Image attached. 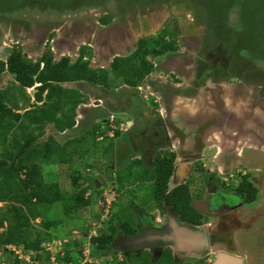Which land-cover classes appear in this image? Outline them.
I'll return each instance as SVG.
<instances>
[{
    "label": "rangeland",
    "instance_id": "rangeland-1",
    "mask_svg": "<svg viewBox=\"0 0 264 264\" xmlns=\"http://www.w3.org/2000/svg\"><path fill=\"white\" fill-rule=\"evenodd\" d=\"M10 1L11 0H0V7L6 6ZM18 1H20L17 3L18 6L15 5L12 12L9 9L6 10L7 13L5 10H0V16L2 17L5 16V13L9 17H17L12 18L11 22L19 26V31H14L12 35L14 37L11 36L14 41L7 45L8 51L0 57V60L3 61L7 60L8 56L13 51L18 50L28 61H32L34 63L42 60L44 55H48L47 57L50 56L55 63L60 62L65 57L69 59V63H72V61L74 63L75 61H78L81 56V61H87L89 65L91 64L93 67H96L95 65L99 62L96 61V56L98 55V58L103 57L104 59V56L107 53L108 55L121 54L117 57H122V59L129 58L127 61L122 60L119 63L121 68H124L128 65L132 66L135 62H141L140 57H134L136 51L141 50L143 47L139 42L141 39H144L145 42L148 43L147 47H151L152 49L153 47L159 49L163 46L164 40L162 41L161 38L170 42L168 43L164 41L165 43L170 44V48L176 46L175 48L170 49V51L161 53L163 56L165 55V59L169 58V62H166L164 59L162 61L163 63L154 65L153 57L155 54L151 51L146 55V61L149 63L151 62L154 69L144 76V78L138 82V85L135 86L136 88H134L136 89L134 96H137L140 104L144 106L143 113H145L146 110L153 111V107L158 109L164 108L165 104L162 99L163 97H166V93L164 92L163 87H170L171 83L175 82L176 79L182 78L181 76H183V78H188V75L192 77V74L195 73L197 60L195 56L199 53V45L203 44L204 47L207 46V48L211 49V40L214 38L217 39L218 36V38L223 37L224 39L229 37L227 41L228 43H231L232 46L239 43V41L240 44L243 42L240 48H237L234 51L237 63H239L240 67L249 68L246 72V76H248L249 79H258L259 74L261 75V78L264 79V72L257 68V66L264 67V0H102V9L101 5L95 4L96 0H82V2L80 0ZM103 10H105L104 14L102 12ZM102 17H104V19H102ZM174 18L176 21L175 23H172L171 19ZM13 24L11 28L14 27ZM132 24V28L135 31H143L140 27L144 26V31L146 32L145 34L150 33V35L139 36V33H136L132 38H130L129 35L128 40H121V36H123V32L121 31H129L128 28L129 26L131 27ZM2 27L4 26L1 25L0 29ZM55 27L57 29L52 31V28ZM21 31H26V36H20ZM97 31H120V34L115 32L120 36H113L111 39L113 44L112 48L107 45L108 42H102L103 40H106L105 38L102 41L95 38V33H97ZM165 31L168 32L165 33ZM175 31L177 32L174 33ZM224 31L237 33L226 34ZM240 32L243 34V37L239 34ZM254 32L261 33V35H257L259 38H256L257 36L251 37ZM165 34L168 35L165 36ZM207 35L209 39L206 37ZM0 36L2 35L0 34ZM7 38L9 37L3 36L1 39L5 41ZM247 38H249L248 41ZM256 39L258 40L257 44ZM158 41H162V43H157ZM171 42L175 43L172 44ZM101 44H104L105 47ZM98 46L101 51L103 50L102 54L97 53L96 48ZM123 48L127 49L123 50ZM119 51H121L120 54H118ZM174 57H176L175 60ZM162 58L163 57H161V59ZM167 63H173L171 65L172 68L169 69V66H166ZM165 68L167 70H172L170 72H174V74H171L169 71L165 70ZM241 71L243 72V70ZM108 72L109 76L107 75V81L105 82H110L109 85L113 87L116 86V88L122 85L121 82L125 78L124 75L120 74V72L112 70L111 68ZM1 73L0 97L3 98L7 106L14 109L17 104L20 106L28 105L30 97L27 94L25 87L14 82L12 72L4 70ZM233 73L236 74L235 72ZM241 76H243L242 73ZM127 77L129 78L128 74ZM160 80L163 82L160 83ZM99 81L104 82V76L101 79L99 78ZM263 85L260 86L262 91L258 87L251 89L253 98H256L258 101H260V98L263 99L262 106H264ZM86 88V95L85 97L83 96L82 102L86 106L93 107L99 103V100L95 98V92L92 88H89L88 86ZM118 91L119 92L115 91L105 95L106 100L103 99V103L106 110H95V108H92L94 110H91L82 108L80 116L78 113L75 115V118L78 115V119L76 118L78 126L68 128L65 130L66 132L62 133L56 131L53 121L48 123L46 122L43 127V135L39 139L34 140L32 143V147L42 149L46 143H54L55 145L59 143V145H63L67 141H71L73 138L83 139V141L73 139L74 144L77 143L79 150L74 153L75 155L70 164H58L54 163L55 161L49 163L44 162L47 159L45 155H42L43 153L39 152V150L36 151L39 153L38 156L35 153L31 156L33 160H40L39 162H41L40 165L42 167L41 173L45 180H56V177L58 178L62 185V189L65 191V195H69L76 190V188L72 185V175L76 174V170L82 172L85 177L90 176V180H88V183L85 185L88 189L85 194L86 197L90 196V194L98 192V189L102 185L101 182H103V178L101 177H106V181H104L106 185L102 188L101 195L97 196L98 199L93 197L88 206L75 209L72 212L75 216L69 217L67 215L66 217V202L64 200H58L48 206V208H50L47 215L49 218H63L64 220L60 228L56 232H52V236H57L62 242L65 238L64 234H66L68 243L73 240H82L83 244L81 247L84 250L89 248V255L93 245L89 240L92 239L91 237L99 235L101 231V220L99 218L97 208H99L102 197L107 199L108 202L113 201L116 190L112 187L117 185V180L119 187L121 185L126 188V192L122 195V203L119 204L121 207L120 217H118L119 221H124L125 219L132 217L131 208L128 206L130 203H136L137 205L150 204L151 208L153 207L155 201V191L152 183L138 184L134 188L127 190V185L128 187L135 185V183L130 185L131 182L129 180L139 177L142 174V168L134 167L133 171L128 166L130 163L126 166H117L116 162L110 163L108 161V155H110L112 150L114 153L119 150L122 145L127 144L124 140L129 137V132L126 133V131H130L131 129L130 124H125V122L122 121V119L120 120V117L118 118L117 115V118L113 117L115 114L110 116L103 115L105 111L108 112L107 114L111 113L113 111L111 107H115L116 104L121 102L122 99L117 98L121 96L123 97L124 95L121 94L120 89ZM235 92L236 90L234 89L229 90L230 95H234ZM259 92H261L262 96L259 95ZM32 93H34V91H32ZM66 95V93L59 92L57 96L60 99L63 97V100H65ZM111 97L116 98V100H111ZM239 98L241 99L240 96ZM124 99H126V97H124ZM154 99H158L161 103L155 102ZM183 101L188 106L189 101L184 99ZM244 102L251 107L255 105L253 99H244ZM100 103L102 102L100 101ZM157 103L161 105H158ZM165 107H168V105H165ZM171 107L174 108L176 105H171ZM189 108L191 109L193 106H189ZM38 114H40V110L36 107L31 109V112H29L28 115L31 116ZM100 115H103L106 119L108 118L107 122L104 121V117H101ZM158 115L159 114L157 113V116ZM140 117L146 118L143 115ZM176 118L177 117H175V119ZM78 121H81V123H78ZM129 121L131 122L132 118ZM107 123H109L108 127L111 128L108 131L107 128L106 134L104 136H100L98 141L97 137H94V131L92 128L95 127L94 125L100 124V126L96 128L99 129L96 133H99L105 128V126L107 127ZM30 124V130L37 133L39 131L37 125H34L33 123ZM14 129L16 130L15 127ZM116 129H118L121 133H125L122 138L117 140L106 138L107 136L109 137V134L114 135V131ZM13 133L14 131H11L9 134L10 141ZM177 141L174 142V144H176ZM113 144L114 147H111ZM7 147H9L8 143L0 145V153L5 151V148ZM211 148L213 150V155L217 151L216 145H212ZM132 154L125 152L121 156V159L126 161ZM133 156L137 157L136 154ZM51 157L50 160L55 159L53 154ZM125 161L119 162L124 164ZM97 162L98 164H96ZM205 162L208 166L216 165L208 161ZM105 165L108 167L107 170H105ZM237 165L238 164H236V166ZM242 168L243 170L244 168L247 169V166H242ZM227 169H229V164L227 165ZM247 173L245 172L244 174ZM249 174L250 176L254 175L253 171H249ZM121 178L122 180L120 181ZM249 180L250 178L248 181ZM80 182L83 183L84 178L80 180ZM243 184L246 186L248 183L245 182ZM141 193L144 195L143 199V195L138 196V194ZM130 195H133L131 197L134 199L133 202L130 200ZM125 199H127V201L123 202ZM144 201H147V203H144ZM253 201L254 202L251 204L253 207L252 212L249 211L250 213H248V210H244L247 211L248 215H251V213L254 215V213L258 214L262 212L261 217L263 219L261 225H263V230H256L255 228L248 230L247 234H245L246 245L242 248L241 252L243 256H245L246 253L247 258L244 257L245 264H264V188L262 186L258 187V191ZM6 204L7 203H0V207L4 209ZM106 207L107 206H103V208ZM244 210L243 214L246 213ZM40 221L41 219L38 218L33 222V224L36 225V227H41L39 224ZM257 224L259 227L260 224ZM255 226L256 223L253 227ZM61 227L65 230L61 229ZM83 227H87V230H83ZM62 246L65 249L66 244H60L59 242L53 244L51 241H45L44 253L42 252V254L37 256L35 260L38 262L41 261V263L39 262L40 264H44L43 261L45 260L46 252L51 253L53 260H55L54 257L57 259V255H55L54 252H56L57 249H62ZM79 247L74 245L69 246V249H74V253H72L74 260L77 258L76 251H78ZM75 248H77V250H75ZM14 249L24 256L23 259H19L18 256L11 254L12 252L4 254L0 252V264H15L14 261L16 259H18L21 264H36L33 262L35 253L26 251L23 246L14 247ZM112 255L116 256V253H113ZM97 257L99 258L102 256L97 254ZM8 258L10 259L8 260ZM89 259L91 261L90 257ZM131 261L132 262L130 264H152L149 256H143L139 259L134 256ZM201 261L202 260L188 258L185 262H183V264H202L200 263ZM104 262L103 258V263ZM77 263L78 259L74 264ZM163 263L172 264V262L168 259H166ZM51 264H57V260L51 262ZM114 264H120L118 259H116Z\"/></svg>",
    "mask_w": 264,
    "mask_h": 264
},
{
    "label": "flooded vegetation",
    "instance_id": "flooded-vegetation-1",
    "mask_svg": "<svg viewBox=\"0 0 264 264\" xmlns=\"http://www.w3.org/2000/svg\"><path fill=\"white\" fill-rule=\"evenodd\" d=\"M5 19L4 21L0 19V26H4L0 29L2 36L3 31H9L13 24L12 19ZM175 21V18L171 19L172 23ZM11 31L15 30L12 28ZM2 36L0 45L4 43ZM206 37L209 39L208 35ZM198 52L196 56L194 54L197 60L192 77L181 76L182 78L176 79L167 89L163 87L166 97H163L162 101L168 105V107L164 105L166 115L161 116V109L153 107V115L156 114V117L152 123H144L143 118L140 119L139 116L132 119L127 137L130 145L127 150L137 155L134 165L135 168H142V176L130 179L129 181L135 185L129 187L127 185V190L138 184L155 182L159 190L163 189L164 197L160 200L154 198L151 208L150 204L130 203L128 206L131 208L132 217L119 221L121 208L119 204L122 203V195L126 188L119 187L117 180L113 201L106 205L104 202L107 199L102 197L99 204L100 234L107 232L109 228L115 226L117 228L111 245L106 250L98 252L102 256L99 257L101 264L107 255L111 256L114 263L118 259L120 264H130L134 256L138 259L149 256L152 264H164L166 259H170L172 264H183L188 258L202 260L200 262L202 264H212L221 252H233L244 261L240 245L245 244V234L255 228L253 227L255 222L262 217L257 213L248 215L249 211L253 210L251 204L254 201L249 200V194L245 189L247 187L243 183L250 182L258 190V187L264 184V177L250 176L249 173L236 172L233 175L228 173V164L223 163V156L212 155L213 152L209 149L212 145H219L220 148L230 146L231 140L235 143V151L238 148L253 146L255 143L264 145V114L262 121H257L260 130L252 129L248 134L244 129L245 124L248 125L245 114L250 111L241 107L242 111L239 109L237 115L236 110H230V106L235 108L237 104L233 102L229 106L224 102V90L221 87L217 93L213 91L212 94H208V91L213 89L208 80L221 81L219 77L225 73L233 80H245L249 68L240 67L236 62L232 70L237 77L232 76L231 68L225 69L221 66L222 63H226L223 55L227 53L222 50L211 51L203 44L199 45ZM183 99L189 101L188 106ZM154 101L160 102L158 99ZM171 105L176 107L172 108ZM210 105L213 107L209 108ZM189 106L193 108L190 109ZM262 107L264 112V106ZM172 112L178 116L177 120L172 118ZM229 124L232 129L237 130L230 131ZM171 157L174 168L169 177L166 173L152 171L157 158L163 160ZM204 160L216 165L208 166ZM107 169L105 165V170ZM152 174L155 177H152ZM141 195L143 194H138ZM175 195L178 197L174 200ZM132 196L130 195L131 202L134 201ZM182 199L188 200V205H183ZM126 201L127 199L123 202ZM105 205L107 208L104 209ZM244 209L248 210V213ZM243 210L246 211L245 214ZM185 228L195 230L199 235V241L196 242L197 251L176 249L174 241L168 238L169 236L177 238V232ZM113 253H116V256L112 255Z\"/></svg>",
    "mask_w": 264,
    "mask_h": 264
},
{
    "label": "trees",
    "instance_id": "trees-1",
    "mask_svg": "<svg viewBox=\"0 0 264 264\" xmlns=\"http://www.w3.org/2000/svg\"><path fill=\"white\" fill-rule=\"evenodd\" d=\"M161 40L166 41L163 38H161ZM162 41H158L157 43H162ZM164 41L161 48L157 49L153 47L152 49L151 47H147L148 43H146L144 39H141L139 42L143 47L141 50L136 51L134 57H140L141 62H143H135L132 66L128 65L121 68L119 65L121 60L119 61V59H116L112 69L124 75L125 78H123L126 82L138 84L144 76L154 69L152 63H149L146 61L147 59H145L148 52L152 51L154 54H161L176 47L170 48V44H168L170 42L166 41L168 43H165ZM171 43L174 44L175 42ZM47 56L48 55H44L42 60L34 63L28 61L20 51L15 50L8 56L6 61L0 60V73L4 70L12 72L15 74L19 84L23 87H30L36 82H39V93L36 96L38 100H40L41 94L50 86L53 88H51L48 96L58 95L60 90L52 84L53 82L73 81L82 78H88L99 82V78L101 79L103 76L105 82L108 75L106 73L107 71L104 69L95 71L89 68L87 61L68 64L69 59L64 58L60 62L55 63L50 56ZM128 59L123 60L127 61ZM79 60H82L81 56L78 61ZM73 102L74 104L76 103L75 100H73ZM55 107L56 104L49 106L47 109L43 107L39 108L40 114L38 115L29 116L28 114L31 110H27L21 115L7 106L3 98L0 97V143L3 145L8 143L9 145V147L5 148V151L0 153V203H7L4 209L0 207V251L7 253L8 245L23 246L26 251L35 253L33 262L36 264L41 263V261H39V263L35 261V259L37 256L41 255L42 252L44 253V242H50L53 238L52 232H56L64 222L63 218H49L47 216L50 210L48 206L58 200H64L66 202L65 215L66 217L67 215L71 217L75 216V214L72 213L75 209L88 206L92 200V196H85L88 190L85 185L88 183V180H90V176L85 177L82 172L75 169L76 174L72 175V185L76 190L70 195H65L61 192L60 184L55 179L45 180L43 178L40 160H33L31 158L33 153L38 156L39 153L36 151L39 150L48 160L44 162L49 163L55 161V163L70 164L75 155L74 153L79 150L77 143L74 144L73 139L83 141L81 138H73L63 145H59V143H57V145L54 143H46L42 149L32 147V143L34 140L39 139L38 137L42 132L39 133L40 131H38L35 133L33 130H30V123L36 124L38 130H42V126L50 120L54 122L55 127L60 131L68 127H73L76 124L73 109L74 105L57 117V107ZM107 128L102 129L99 133H96L98 129H93L94 137H97L98 134L104 136L106 134V129L108 131L111 127ZM11 131H14V133L10 141L9 134ZM114 132L115 136L113 138L120 139L123 137L118 129ZM106 138L110 137L107 136ZM52 154L55 156L54 160H50ZM173 162V157L163 160L157 159L156 163H154L155 168H153L152 171L156 173H166L167 177H169L174 168ZM130 169L134 171V166L132 165ZM152 177H155V175L152 174ZM83 178L84 182L81 183L80 180ZM121 180L122 178L120 181ZM247 183V186H245L247 188L245 189L248 190L249 200L252 201L258 190L250 182ZM152 184L154 185L155 198L157 200L162 199L164 197L163 189L159 190L158 184L155 182ZM177 197L178 195H175L173 197L174 200ZM173 198H171L170 201H172ZM182 201L183 205H188V200L182 199ZM38 218H41L39 224L42 228L36 227V225L33 224ZM86 228L87 227H83V230H87ZM116 232L117 228L115 226L109 228L107 232H101V234L91 237V242L93 244L91 252L93 254H98V252L106 250L111 245L116 236ZM82 244V240H73L66 244V256L62 258L58 254L57 264H62L63 262L68 263L70 261L76 262L77 259L79 260L84 250L81 247ZM71 245L80 246L78 251H76V260L72 257L74 251L69 249ZM51 261V253L46 252L45 260L43 261L44 264H51ZM19 262L18 259L14 261L15 264H21Z\"/></svg>",
    "mask_w": 264,
    "mask_h": 264
},
{
    "label": "crops",
    "instance_id": "crops-1",
    "mask_svg": "<svg viewBox=\"0 0 264 264\" xmlns=\"http://www.w3.org/2000/svg\"><path fill=\"white\" fill-rule=\"evenodd\" d=\"M80 1L82 2V0H80ZM18 2H19L18 0H11L6 6L0 7V10H5L6 11L7 9H9L12 12L14 10L15 5L18 6V4H17ZM95 4L101 5V9H102V0H96V3ZM55 7H57V6H55ZM104 11L105 10L102 11L103 14H104ZM6 13H7V11H6ZM6 13H5V16H3V17L0 16V19L1 20L3 19V21H4L5 18H6L5 20L12 19L13 18V16H10L9 17ZM102 19H104V17H102ZM132 27H133V24L131 25V27L129 26V28H128L129 31H121V32H123V36H121V40H124V39L125 40H128V36L129 35H130V38H132V37L135 36L134 34H136V33L137 34L139 33V36H141V35L142 36H144V35H150V33L145 34L146 32L144 31V26L140 27V29L142 28L143 31H135ZM11 29L9 31H3L4 32L3 33V36L4 37H9V38L5 39V41H4V43L6 45H9L10 42H13L14 41V39L12 38V37H14V36H12L13 33H14V31L13 32H10ZM18 29H19V26L18 25H16V26L13 27V30H15V31H17ZM56 29H57L56 27L55 28H52V31H54ZM218 31H220V30H218ZM115 32H118L120 34V31H114V32L113 31H97V33H95V38H97L98 40H101V41L105 38L106 40H103L102 42H108L107 45L110 46V47H112L113 44H112V40L111 39L113 38V36L114 35H116L117 37L120 36L119 34H116ZM167 32L168 31H165V33H167ZM224 32L226 34L227 33H229V34L237 33V32H227V31H224ZM239 34L243 37V34L241 32ZM257 35H261V33H255L254 32V34H252L251 37L257 36ZM20 36H22V37L26 36V31H21L20 32ZM145 37H148V36H145ZM218 37H217V39H215V38L212 39V40L210 39L211 40V47L210 48H211L212 51L220 50V52H221V50H222V51H224V52L227 53V54H225L226 56L224 57V59L226 60V63H222L221 66L224 67L225 69H227V67L231 68V73L232 74H230V73L229 74L232 75V76H236L237 77V74H234L233 73L234 71L232 70V67L234 66V63L237 62L236 59H235V52L234 51L237 48H240V46L243 44V42L240 44V41H239V43H236L234 46H232V44L231 43H228V41H227V39L229 37L226 38V36H225L226 39H224L223 37H220V38H218ZM236 37H238V36H236ZM256 38H259V36H257ZM248 39L249 38H247V41H248ZM7 40H8V42H7ZM257 43H258V40L256 39V44ZM101 45H103L105 47L104 44H101ZM126 49L127 48H123V50H126ZM96 51H97V53H100V54H102V52H103V50L101 51V49L99 48V46L96 48ZM120 53H121V51L118 52V54H120ZM120 55H117V54L116 55L115 54L114 55L113 54L112 55H108L106 53L105 56H104V59H103V57L98 58V55H97L96 56V58H97L96 61H99V62H98L97 65H95L96 67H93L91 64L90 65L88 64V67L94 69L95 71H101V70L104 69L105 71H107L108 76H109L108 70L110 68L111 69L113 68V64L115 63L116 59H119V61L120 60L121 61L123 60L122 57H117V56H120ZM230 55H232V56H230ZM161 57H163V58L161 59ZM65 58H67V57H65ZM175 58L176 57H174V60H175ZM226 58L229 60L228 62H227V59ZM153 59H154L153 64L154 65H159V64L163 63L162 61L165 59V55L163 56L162 54H159L158 53V54H155V56L153 57ZM168 59L169 58L165 59V61L166 62H169ZM76 62H80L81 63L83 61H80L79 60V61H75L74 63H76ZM74 63H73V61H72V63H69L68 62V64H74ZM172 64L173 63H169V64L167 63L166 66H169L168 68L170 69V68H172V66H171ZM259 67H262V66H257V68L259 70H262L264 72V67H262V68H259ZM112 70H114V69H112ZM165 70H167V69L165 68ZM167 71L170 72L172 70H167ZM170 73L171 74H174V72H170ZM246 75L247 74H245V76ZM13 76H14V82H16L17 84H19V82L17 81V79L15 77V74H13ZM219 78L221 79V81H218V82L214 81L215 79L214 80L213 79L212 80L211 79L208 80V81H210V82H208V84H210L211 86H213V89L209 90L208 91V94H212L213 91H214V93H217L218 90H219V87H221L222 90H224V94L222 93L223 94V98L225 99L224 102L229 101V102H227L229 106L233 102H235L237 104V106L235 108L230 106V110H236V114L237 115L239 114V109L241 110V107H243V108H245V109H247V110L250 111V112H247L245 114L246 121L248 120V125L245 124L244 129H246V131H248V134L252 132V129L260 130V128L257 127V121L258 122L259 121L261 122L262 121V118H263V114H264L263 107H262V105H263L262 104L263 99L260 98V101H258L256 98H253L252 97V90L251 89L254 88V87H258L261 90V87L260 86H262L264 84V81H262L264 79L261 78V75L259 74V78L258 79H255V80H251V79H249V77H247L246 79L244 77L245 80H241V79H239V80L234 79L233 80V79H231L230 76H228L227 73L223 74ZM105 81H107V79ZM159 82L161 83L163 81L160 80ZM52 84L55 87H58V89L60 90V92L67 94L65 96V100H63V97H61V99H60L57 95H52L50 97L48 96L49 93H50V91H51V88H53L52 86H50L48 89H46L41 94L40 100H38V98H36V96L39 93L38 86L40 85V83L39 82H36L33 86L25 87V89L27 90V94L30 97V100L28 101L29 104L28 105H25V106H20L19 104H17L15 106L14 110L16 112L20 113L21 115H23L24 112L27 111V110H31V109L36 108V107H38V108H42L43 107L44 109H47V108H49V106H53L54 104H56V107H57L56 117H57V116H60L65 111H67L69 108L73 107V105H74V108L73 109H74V117H75L76 113H78V115L80 116V113L82 112V110H81L82 108H87V109H91V110H94L92 108H95V110L96 109L106 110V107H105V105L103 103V99L106 100V96L105 95H107L108 93H111V92H115V91L119 92L118 90L120 89L121 90V94H123L124 96L123 97L122 96L121 97H118L117 99H122L121 102H119L118 104H116L115 107H111V109L113 110L111 113L107 114L108 112L105 111L104 114H103L104 116H110V115H114L115 114L113 117H116V115H117L118 118L120 117L119 118L120 120L122 119V121H124L125 124H128V125L130 124V126L132 125V121L131 122L129 121L131 118L133 119L134 117L137 118V116L140 117L141 115H143L146 118L140 117V119L143 118L144 123H146V122L152 123L153 120H154L153 118L156 117V114L153 115L154 112L151 111V110L150 111L149 110H146L145 113H143L144 106H142L140 104V101L138 100L139 98L137 96H134L135 95V90H136L134 88H136L135 86L138 85V84H133V83L126 82L125 80H123L121 82L122 85H120L118 88H116V86L113 87V86L109 85L110 82H102V81H99L98 82V81H94V80L88 79V78H82V79L73 80V81L53 82ZM163 84H165V83H163ZM87 86L89 88H92L94 90V92H95V98L99 100V103L97 105H94L93 107L92 106H86L82 102L83 96L85 97V95H86L85 93H86V90H87V88H86ZM164 88L167 89L168 86H166ZM230 89L236 90V92H235L234 95L233 94L232 95L229 94V90ZM29 90L34 91V93H32V91H29ZM241 95H243V96H241ZM259 95L262 96L261 92H259ZM239 96L241 97V99L239 98ZM124 97H126V99H124ZM236 98H237V100H236ZM248 98L251 99V100L253 99V101L255 102V105L254 106H252V107L250 105L248 106L244 102V99L247 100ZM112 99H115L116 100V98L111 97V100ZM73 100L76 101L75 104H74ZM100 101L102 103H100ZM212 107H213L212 105L209 106V108H212ZM152 110H154V108H152ZM160 112H161V116H162V114H163V116L166 115L165 108L161 109ZM78 115H77V117H78ZM103 115H100V116L101 117H104ZM171 116H172V118L174 120H177V118L175 119V117H178V116L176 114H174V112H172ZM239 117H238V119H239ZM76 118H75V120L77 122V119L78 118L77 119ZM107 120H108V118L106 119V117H104V121L107 122ZM48 122H51V121L48 120L47 123ZM140 122L142 123L141 120H140ZM78 123H81V121H78ZM107 124H108L107 125V127H108L109 126V123H107ZM231 125H230V131H236L237 129H235V130L232 129ZM54 126H55V124H54ZM77 126L78 125L76 123L73 126V128L74 127H77ZM94 126H93L94 128H92V129L98 128L100 126V124L99 125L97 124V125H94ZM42 127H44V125ZM102 127H104V126H102ZM107 127L105 126V128H107ZM68 128H65L64 130L60 131V130H58L55 127L56 131L62 132V133L63 132H66L65 130L68 129ZM70 128H72V127H70ZM39 131H40L39 133L42 132V134H40V136L38 138H40L43 135V129L42 130H39ZM127 132H129V131H126V133ZM100 136H102V135L101 134L100 135L99 134L97 135V140L98 141H99ZM114 136H115V134L114 135H110L109 134V137H110L109 139H112ZM247 137H249V136H247ZM117 139L118 138H113V140H117ZM124 141L127 144H125V145H122L121 144L122 146L120 147V149L117 150V151H115L114 153H113V150H112L111 153H110V155H108V158H109L108 161L110 163L116 162L117 163V166H126V165H128L130 163V165H128L129 167H131L132 165L135 167L134 164L136 162V157L133 156L134 153L133 154L132 153H129L128 150H127V147L130 145V143L127 141V139L124 140ZM234 144L235 143L232 142V140H231L230 146H225L224 148L223 147L220 148L219 145H216L217 151L215 152V154L218 155V156L219 155H222L223 156V159H224L223 160V163L224 164H226V163L229 164V169L227 170V172L230 173V174H234L236 172H239V173H243L244 174L245 172L246 173L247 172L249 173V171H253V172H255L254 173V176H263L264 177V152H263L264 145L263 144H257V143H255L253 146H249V147L244 148V149L243 148H238L235 151ZM0 145H3V144L0 143ZM111 147H114V144ZM125 148H126V150H125ZM209 150L211 152H213L212 148H210ZM125 152H127L128 154H132L126 160L127 162L125 160H122L121 159V155H123ZM119 161H125V163L123 164L122 162H119ZM58 164H60V163H58ZM96 164H98V162ZM236 164H238V165L236 166ZM243 164H246L245 166H247V169L248 170L246 168H244V170H243V168H242V165ZM101 178H103V182H101L102 185L98 189V192H96L95 194L94 193L93 194H90V196H92V198L95 197L96 199H98L97 196L101 195V190L106 185V183L104 182V181H106V177L104 176V177H101ZM56 181L60 184V187H61L62 185H61V183H60V181L58 180L57 177H56ZM94 184L96 185L95 182H94ZM115 186L112 187V188H114V190L116 188ZM122 187H124V186H122ZM262 187L264 188V184L262 185ZM61 192L63 194L65 192L64 189H62V187H61ZM66 195H68V194H66ZM104 203L106 205H108L111 202L105 201ZM99 207H100V205H99ZM97 210H98V214H99L100 213V211H99L100 208H97ZM258 214H259V216H262V212L261 213H258ZM262 219L263 218H259V220L257 222H255L256 223V226H255L256 230L257 229H262L263 230V225H261L262 224L261 223L262 222ZM257 223L260 224L259 227H258V224ZM62 227H61V229H64ZM66 233H67V231H66ZM64 235H65V238L63 239L62 242L56 236V237H53L52 238L51 243L54 244V243L59 242L60 244H63V243L64 244H68V240H67L68 238H67L66 234H64ZM245 245H246V243L245 244L244 243L243 244L241 243L240 247L242 246V248H243ZM70 250L73 251L74 249H70ZM75 250H77V248H75ZM30 252H32V251H30ZM54 253L57 256L59 254L62 258L66 256L65 255V249H64V247L62 249H57L56 252H54ZM240 253H241V255H242L243 258L244 257L247 258L246 253H245V256H243L242 252H240ZM90 255H91V263L90 264H101L100 263L101 261L97 257V254H93L90 251ZM9 259L10 258H8V260ZM54 259L57 260L56 257H54ZM51 260H52L51 262L55 261V260H53L52 255H51ZM35 261H37V260H35ZM79 261H80V259L78 260V262ZM104 261L105 262L103 264H113V260L111 259V256L110 255L105 256ZM71 262L73 263V261H70L68 263L63 262L62 264H72Z\"/></svg>",
    "mask_w": 264,
    "mask_h": 264
},
{
    "label": "water",
    "instance_id": "water-1",
    "mask_svg": "<svg viewBox=\"0 0 264 264\" xmlns=\"http://www.w3.org/2000/svg\"><path fill=\"white\" fill-rule=\"evenodd\" d=\"M8 47L6 45H0V57L6 54ZM195 231V230H194ZM190 229H181L177 232V238L169 236L168 238L174 241L173 245L176 249L186 250L188 252L197 251L196 242L199 241L198 234ZM171 237V238H170ZM114 245V244H113ZM212 264H243V259L236 256L235 253L221 252L216 261Z\"/></svg>",
    "mask_w": 264,
    "mask_h": 264
},
{
    "label": "built area",
    "instance_id": "built-area-1",
    "mask_svg": "<svg viewBox=\"0 0 264 264\" xmlns=\"http://www.w3.org/2000/svg\"><path fill=\"white\" fill-rule=\"evenodd\" d=\"M13 250L15 251V249L13 248ZM15 253L18 255V257L21 259H23V255L21 253H19L18 251H15ZM90 255H89V248L87 250H84L83 252V256H82V260L80 262V264H86L90 261L89 259Z\"/></svg>",
    "mask_w": 264,
    "mask_h": 264
},
{
    "label": "clouds",
    "instance_id": "clouds-1",
    "mask_svg": "<svg viewBox=\"0 0 264 264\" xmlns=\"http://www.w3.org/2000/svg\"><path fill=\"white\" fill-rule=\"evenodd\" d=\"M2 17V16H1ZM2 45H6L5 43H1ZM7 46V45H6ZM6 61V60H5ZM7 71V70H6ZM253 201V200H252ZM90 242H91V240H89ZM16 248V247H18V246H16V245H8L7 246V249H8V252L7 253H11V254H14L15 256H18L16 253H13V252H15L14 250H13V248ZM1 252V251H0ZM3 253V252H2ZM4 254V253H3ZM12 256V255H11ZM83 256V255H82ZM82 256H81V258H80V261L78 262V264H80V262H81V260H82ZM19 258V257H18ZM90 258H91V255H90ZM20 259V258H19ZM244 262V261H243ZM91 263V261H89L88 263H86V264H90Z\"/></svg>",
    "mask_w": 264,
    "mask_h": 264
}]
</instances>
